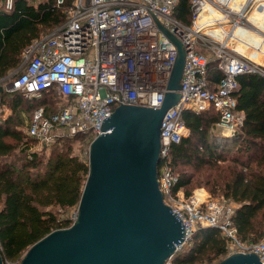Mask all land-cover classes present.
Segmentation results:
<instances>
[{"label": "built area", "instance_id": "2783aa9c", "mask_svg": "<svg viewBox=\"0 0 264 264\" xmlns=\"http://www.w3.org/2000/svg\"><path fill=\"white\" fill-rule=\"evenodd\" d=\"M14 1L0 0V9H12ZM180 1L74 0L64 22L33 39L22 53L20 66L0 79V87L28 100L53 91L66 98L64 103L49 102L34 109L25 126L28 136L36 140L31 153L79 134L93 140L102 133L103 119L121 103L161 107L178 50L156 24L149 6L186 49L181 96L165 113L161 126L158 166L164 201L185 225L179 250L192 242L199 229L215 227L229 240L228 255L253 252L264 262V236L257 243L243 242L232 220L235 210L204 188L190 196L174 190L179 176L170 160L173 144L190 134L184 110L200 113L214 108L219 125L232 136L243 125L244 112L236 97L239 77L252 73L264 77V28L252 19L256 9L264 11V0H190L189 22L177 16ZM64 3L56 0L58 7ZM238 29L246 32L237 34ZM247 33L263 40L251 41ZM212 61L223 73L215 81ZM9 108L0 100V122ZM166 264H173L172 259Z\"/></svg>", "mask_w": 264, "mask_h": 264}, {"label": "trees", "instance_id": "16d2710c", "mask_svg": "<svg viewBox=\"0 0 264 264\" xmlns=\"http://www.w3.org/2000/svg\"><path fill=\"white\" fill-rule=\"evenodd\" d=\"M74 0L58 7L56 0H15L12 9H0V79L17 69L24 49L37 37L62 24ZM190 0H181L177 16L189 22ZM212 80L223 75L216 61L211 62ZM236 97L244 112V122L231 138L214 137L219 115L210 108L195 113L184 110L190 134L173 144L170 160L179 182L174 190L192 195V170L209 167L216 194L221 191L236 208L232 216L239 238L257 243L264 236V77L243 74ZM48 95L28 100L20 93L0 90V100L12 110L0 122V248L6 261H18L39 239L72 219L61 211L78 207L89 173L88 157L74 152L77 139L92 141L86 135L61 138L41 152L31 153L36 140L29 137L19 114L33 113L48 105ZM51 107L50 110H57ZM209 187V184H206ZM60 213V214H59ZM228 238L215 227L199 229L191 246L182 247L172 257L173 264H216L228 256Z\"/></svg>", "mask_w": 264, "mask_h": 264}, {"label": "water", "instance_id": "95a60500", "mask_svg": "<svg viewBox=\"0 0 264 264\" xmlns=\"http://www.w3.org/2000/svg\"><path fill=\"white\" fill-rule=\"evenodd\" d=\"M148 8L178 50L161 107L121 103L103 119L102 133L90 142L77 217L32 244L18 264H166L184 242L185 225L164 201L158 166L161 126L181 96L186 49ZM218 264L264 262L236 252Z\"/></svg>", "mask_w": 264, "mask_h": 264}, {"label": "rangeland", "instance_id": "374dc122", "mask_svg": "<svg viewBox=\"0 0 264 264\" xmlns=\"http://www.w3.org/2000/svg\"><path fill=\"white\" fill-rule=\"evenodd\" d=\"M260 11V9H259ZM259 13V12H257ZM253 20H258V22L262 25V27H264V14L263 16L260 17V14H255L253 15ZM242 30H238V32H241ZM252 41V40H251ZM258 40H255V42H257ZM260 42V41H259ZM258 43V42H257ZM244 54H249L248 50L244 49ZM64 100H66V98H59L57 94H50L48 95V101L50 103H64ZM59 106V105H58ZM12 113V110L9 108V113H7V117H9V115ZM32 113H27L22 111L19 114V117L21 119V121L24 123V125L26 126L29 121H30V116ZM6 117V118H7ZM26 131V129H25ZM221 139V138H231L233 137L231 135V133L229 132V130L227 129V127L223 126V125H218V128H216L214 130V137H216ZM90 140H88L87 138L85 139H77L76 142H74V152L77 154H80V156H82L83 158H87L89 155V147H90ZM34 146H36V144H34L32 146V149L34 148ZM43 151V150H42ZM191 172H194L195 174V181H194V186L192 191L194 192L197 189H201L204 188L206 191H208V193L211 195L212 198L219 200L221 202H226V204L230 207L233 208V210H235L236 208V204L231 200V199H227L225 198L224 194L221 191H218L216 194L212 193L211 190L209 188H213V184L214 182H210L211 177L214 176V174L216 173L215 170L209 168V167H204L201 170L197 171V170H192ZM218 172L216 173L217 176ZM206 184H209L207 187ZM206 193L204 190L202 191V194ZM77 209L78 207H73V208H69L67 210H63L61 211L59 208H57L56 210L58 212L61 213V217L64 218H69L72 219L74 221L75 216L77 214ZM59 213V214H60ZM191 246L190 244L185 245V247H189ZM223 259V258H222ZM218 262H216V264H218Z\"/></svg>", "mask_w": 264, "mask_h": 264}, {"label": "crops", "instance_id": "0c3cea01", "mask_svg": "<svg viewBox=\"0 0 264 264\" xmlns=\"http://www.w3.org/2000/svg\"><path fill=\"white\" fill-rule=\"evenodd\" d=\"M262 26V25H261ZM264 28V27H263ZM246 31H241V32H237V34H243V33H245ZM247 35H249V36H247V38L248 39H250V40H258L257 42L258 43H260L263 39L262 38H260L259 36H257V35H254V34H249V33H247ZM260 41V42H259ZM241 50L244 52V50H243V48H241ZM53 93L54 94H57L58 95V97L60 98V94L58 93V92H56V91H53Z\"/></svg>", "mask_w": 264, "mask_h": 264}, {"label": "bare ground", "instance_id": "6f19581e", "mask_svg": "<svg viewBox=\"0 0 264 264\" xmlns=\"http://www.w3.org/2000/svg\"><path fill=\"white\" fill-rule=\"evenodd\" d=\"M257 12H259V13H257ZM255 14H260V17H261V16H263L264 11H262V10L259 11V9H256V10L253 12V14H252V19H253V15H255ZM254 22H258V20H257V21L254 20ZM258 23H259V22H258ZM260 25H261V24H260ZM238 30H241V29H238ZM238 30H237V32H238Z\"/></svg>", "mask_w": 264, "mask_h": 264}]
</instances>
